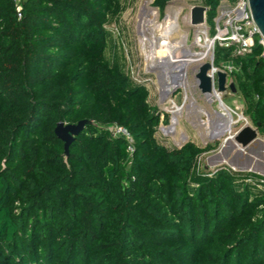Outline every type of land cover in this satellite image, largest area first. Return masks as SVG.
Segmentation results:
<instances>
[{
    "label": "trees",
    "instance_id": "trees-1",
    "mask_svg": "<svg viewBox=\"0 0 264 264\" xmlns=\"http://www.w3.org/2000/svg\"><path fill=\"white\" fill-rule=\"evenodd\" d=\"M198 1L213 36L221 0ZM124 9L22 0L18 18L0 0V264H264V176L200 170L212 145L158 142L160 115L105 26ZM233 49L215 44L213 63L232 64L264 137L262 44ZM82 119L65 156L54 128Z\"/></svg>",
    "mask_w": 264,
    "mask_h": 264
},
{
    "label": "rangeland",
    "instance_id": "rangeland-1",
    "mask_svg": "<svg viewBox=\"0 0 264 264\" xmlns=\"http://www.w3.org/2000/svg\"><path fill=\"white\" fill-rule=\"evenodd\" d=\"M153 1L124 0V11L116 20L105 26L111 31L117 46L123 51L126 58V67L131 77L136 82L145 85L148 90V102L160 115V123L155 133L156 139L159 143L169 148L181 147L190 141L200 147L212 145L214 147L212 150L205 152L199 157V169L213 170L218 166H228L230 164L229 158L235 153L237 147H234V151L229 153V163L221 159L220 150L223 141L228 137L227 135L235 134L245 125L255 127V124L251 120L247 103L241 93H233L228 87L225 91L219 92L221 101L231 111L234 123L229 126L228 132L222 134L213 133V124L220 122L217 116L218 113H226L221 109L219 101L207 99L206 95L198 88L196 79L199 66L207 61L212 62L214 59L213 43H211L208 55L202 61L192 62L188 66L183 85L170 87L167 91L162 90V78L170 73L171 64L166 59H163L164 55L162 53L153 52L147 41V37L151 33H146V26L151 25L150 22L154 18L160 24L165 17V9L161 15L158 8L153 5ZM148 3H150L149 6L151 8H149L152 11L149 19L144 17L142 13V10L148 8ZM168 5L176 8L174 17L181 32L186 34L188 46L193 51L207 50L206 47L195 44L196 27L190 23V8L193 5H202V3L198 0H171L165 8ZM204 27L208 40L212 42V36L209 35V28L206 22ZM204 40L202 38V43L206 44L208 40ZM108 53H110V50H108ZM222 65L228 66V63L224 62ZM229 81H233V79L230 78ZM175 105L180 106L181 109L174 114L171 110ZM239 115H241V118L238 117ZM164 118L166 121H163ZM173 118L175 119V123L173 122ZM171 126H173V130L169 129ZM107 129L111 130L112 125L107 126ZM231 148L233 149V147ZM255 148H258L260 151L261 159L259 157V160L264 162V137L260 134L258 135V139L243 151L242 155H238L237 162L241 163L245 161L246 158L250 157L246 153V150H253ZM252 160L254 163L255 159L253 158ZM234 164L237 165V163ZM238 168L241 167H236V170H239Z\"/></svg>",
    "mask_w": 264,
    "mask_h": 264
},
{
    "label": "bare ground",
    "instance_id": "bare-ground-1",
    "mask_svg": "<svg viewBox=\"0 0 264 264\" xmlns=\"http://www.w3.org/2000/svg\"><path fill=\"white\" fill-rule=\"evenodd\" d=\"M149 4L150 3H148L147 5L148 8L142 10L144 17H146L147 19H149V16L152 15V11L150 9L151 7L149 6ZM175 12H176V8L171 5H168L165 8V17L163 18V21L159 24L156 22V19L154 18L155 20L153 19L150 22L151 25L148 24L149 26H146L147 32L143 31L146 33L148 32L151 33L149 34V37H147V41L149 42L152 51L162 53L164 55L163 59H166L171 64L170 73H168L167 75H165L164 78H162L163 91L169 90L170 87L183 85L186 78L185 72L188 66L192 62L202 61V59H204L208 55L209 48L211 47V43H212L207 38L204 24L195 25L196 27L195 44L201 47H206L207 50L193 51L186 42V34L181 32V29L176 21V18L174 17ZM202 38L205 39L204 41L208 40L206 44L202 43ZM145 45L147 44L145 43ZM206 97L209 100L219 101L221 109L226 113V114H224L223 112L218 113L217 116L219 117L220 122L213 124L212 126L213 133L222 134L228 132L229 126H231V124L234 123L231 111H229V108L223 104L216 90H213L211 93L206 94ZM212 97H214V99H212ZM180 109H181L180 106L175 105L171 110V112L175 114L176 112L180 111ZM238 117L241 118V115H239ZM173 122L175 123L174 118H173ZM172 128L173 126L169 127V129ZM227 136L228 137L222 143L224 149L221 151L220 155L223 161L229 163L228 151L232 153L231 151H234V149H232L231 146L228 145L229 144L228 142L232 139L233 135L230 134ZM246 153H248L251 157L253 156L255 160L256 159L259 160L260 151L258 150V148H255L253 150L252 149L246 150ZM229 159L231 165L237 163V165L234 164L235 167H242L248 163L247 161L238 163L236 162L235 157H231V156ZM250 169L259 172L260 174H264V169L260 167L255 168L253 161L250 166Z\"/></svg>",
    "mask_w": 264,
    "mask_h": 264
},
{
    "label": "water",
    "instance_id": "water-1",
    "mask_svg": "<svg viewBox=\"0 0 264 264\" xmlns=\"http://www.w3.org/2000/svg\"><path fill=\"white\" fill-rule=\"evenodd\" d=\"M250 10L254 19L255 24L257 25L260 34L264 37V0H249ZM206 10L207 8L204 5H193L190 8V23L191 25H202L206 22ZM212 63L207 61L202 63L196 73V79L198 82V88L203 94L211 93L213 90H216L217 93L223 92L227 89H230L231 92H236V87L233 81H229L225 71L219 70L216 72L215 81H213L212 76L207 72L211 69ZM216 85V86H215ZM214 99V97H212ZM90 123L87 119H82L77 123H65L64 121L57 122L54 132L55 135L63 142L65 156L69 153V146L74 141L75 137L82 131V129ZM258 124L255 127L251 125H245L239 129L235 134H233L232 139L228 142L231 147H237L235 153L232 157H235L237 162L238 155H242L243 151L247 149L252 142L258 139L259 131ZM224 149L222 145L221 150ZM220 150V152H221ZM230 153V152H228ZM253 157H248L245 159L248 163L241 168H238L239 171H251L257 174L254 170L250 169L252 164ZM230 161V160H229ZM255 168H263L264 162L261 160L254 161ZM231 169L236 170L234 164L228 165ZM264 176V174H260Z\"/></svg>",
    "mask_w": 264,
    "mask_h": 264
},
{
    "label": "built area",
    "instance_id": "built-area-1",
    "mask_svg": "<svg viewBox=\"0 0 264 264\" xmlns=\"http://www.w3.org/2000/svg\"><path fill=\"white\" fill-rule=\"evenodd\" d=\"M13 2L15 4L18 18H20L22 0H13ZM214 21L215 33L212 36V43L214 46L215 44H218L222 47H233V53L235 55H243L251 51L257 38L258 42L262 44V56H264V37L260 34V31L254 22L249 0H234L233 2L229 0H221ZM211 63V69L208 70L207 73L212 76L213 81H215L216 72L219 70L225 71L230 80V73L233 70V66L230 62H226L228 63V66H215L213 61ZM110 131L113 135L125 138L129 143V150H133L131 136L124 127L112 125Z\"/></svg>",
    "mask_w": 264,
    "mask_h": 264
}]
</instances>
